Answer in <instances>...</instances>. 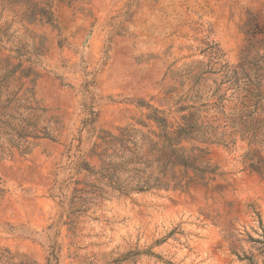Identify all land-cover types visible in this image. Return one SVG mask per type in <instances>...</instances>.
Wrapping results in <instances>:
<instances>
[{
    "label": "rangeland",
    "instance_id": "rangeland-1",
    "mask_svg": "<svg viewBox=\"0 0 264 264\" xmlns=\"http://www.w3.org/2000/svg\"><path fill=\"white\" fill-rule=\"evenodd\" d=\"M0 264H264V0H0Z\"/></svg>",
    "mask_w": 264,
    "mask_h": 264
},
{
    "label": "trees",
    "instance_id": "trees-1",
    "mask_svg": "<svg viewBox=\"0 0 264 264\" xmlns=\"http://www.w3.org/2000/svg\"><path fill=\"white\" fill-rule=\"evenodd\" d=\"M207 169H209L208 167L203 171V170H200V169H197V172L198 173H200V174H202V176H201V180H204L205 179V176H206V174H208V173H212V172H210V170H207ZM188 176H185V179L187 178ZM185 179L183 180V181H185ZM193 182V180L192 179H190V180H187V182H186V186H189V184H191ZM179 183H182V182H179Z\"/></svg>",
    "mask_w": 264,
    "mask_h": 264
}]
</instances>
